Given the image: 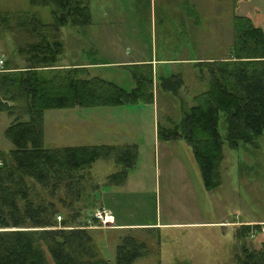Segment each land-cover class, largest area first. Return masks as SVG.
<instances>
[{
  "label": "rangeland",
  "instance_id": "rangeland-1",
  "mask_svg": "<svg viewBox=\"0 0 264 264\" xmlns=\"http://www.w3.org/2000/svg\"><path fill=\"white\" fill-rule=\"evenodd\" d=\"M86 1L90 14L89 24L66 25L55 32L48 28L52 25L49 8L31 7L28 0H0V11L9 14L27 10L34 12L38 21L47 25L43 30L44 38L59 40L62 45V53L58 56L56 65L89 64L92 76L111 81L126 91L133 84L127 69L121 66L150 59L163 60L168 66L159 63L160 66L152 68V106L125 104L44 111L43 147L136 146L138 167L145 175L138 176V182L143 184L142 189L133 188L129 193L148 191L143 197L132 196L136 206L126 198L129 202L114 210L116 224H152L155 221L214 223L222 220L236 223L226 228L203 225L156 231L90 227L88 235L98 256L109 264H114L115 247L124 237H132L144 245L142 256L132 264H235L233 258L240 253L242 247L249 250L260 249L264 244V222L249 223L247 231L237 223L244 218L264 220V136L256 138L253 143H240L234 150L223 145L228 151L223 156V162L221 151L217 179L227 180L226 191L229 195L228 201H222L218 210L212 203L206 207L207 197L198 195L199 190L193 187V198L188 189H179L180 196L176 194L169 199L164 197L165 192L173 190L170 186L167 189L164 186L162 156L166 150L171 151L170 156L178 164L187 166L189 174L192 173V162L197 170L198 167L183 140L156 141L154 136L157 124L162 129L171 128L180 118V111L192 106L193 97L207 89L208 67L204 64L197 66L195 63L215 62L228 57L234 16L246 17L264 35V0ZM81 16L84 17L85 14L78 16V22L81 21ZM38 39L31 38L21 28L16 29L13 23L10 24V29L2 28V64L7 62L9 68L24 65L22 54H26V51L22 49ZM19 49L21 53L18 55L16 53ZM171 74L181 80V86L173 94L160 93L156 87L160 84L157 76ZM10 121L11 118H7L5 113H0V150L3 151L10 148L3 137V131ZM220 134L223 136L222 131ZM230 158L233 171L226 174L223 165ZM114 167L111 158L98 159L89 169L77 173L82 178L83 191L73 203L71 211L63 209L59 203V200H64L65 203L71 201V197L62 188L49 196L47 191L30 180L25 178V182L30 189H34L38 201L43 199L44 202L51 201L54 204L59 213L55 221L60 222L75 211L78 212V221L90 220L92 213H89L98 210L99 204H90L88 194L98 183L97 179H104L112 174ZM176 173L179 174L180 171L177 170ZM154 185L156 199L152 190ZM175 188L177 191V187ZM221 193L224 195L225 189ZM168 200L171 205H168ZM197 201L201 205H194ZM44 256L46 263L52 264L46 252Z\"/></svg>",
  "mask_w": 264,
  "mask_h": 264
},
{
  "label": "trees",
  "instance_id": "trees-1",
  "mask_svg": "<svg viewBox=\"0 0 264 264\" xmlns=\"http://www.w3.org/2000/svg\"><path fill=\"white\" fill-rule=\"evenodd\" d=\"M86 2L28 0L31 7L49 8L52 25L48 28L54 32L66 25L89 24ZM80 14L85 16L78 22ZM11 23L39 39L22 49L26 51L22 54L24 65L9 68L4 62L0 68V113L11 118L3 131L10 148L0 150V264H47L44 252L52 264H109L98 256L88 235L90 227H99L92 214L90 220L78 221L75 211L55 221L59 213L54 204L38 201L25 178L49 196L62 188L71 201L59 203L68 211L83 191L77 173L89 169L96 160L111 158L117 170L106 177V183L121 184L126 170L134 165V145L45 149L42 115L47 110L152 105V68L150 64L121 66L127 69L133 84L126 91L92 76L91 66L56 65L62 45L59 40L44 38L47 25L40 23L34 12L0 11V30L10 29ZM232 34L226 59L195 63L208 67L207 89L193 97L192 106L180 111L171 128L162 129L157 124L155 131L160 141L185 142L206 191L214 190L219 183L217 170L224 144L234 150L240 143H252L264 136V35L242 16L232 18ZM20 53L19 49L16 54ZM157 81L160 93L173 94L181 86V80L173 74L157 76ZM240 227L248 230V226ZM143 250V243L124 237L115 247L114 264H132ZM233 261L264 264V244L256 250L242 247Z\"/></svg>",
  "mask_w": 264,
  "mask_h": 264
},
{
  "label": "crops",
  "instance_id": "crops-1",
  "mask_svg": "<svg viewBox=\"0 0 264 264\" xmlns=\"http://www.w3.org/2000/svg\"><path fill=\"white\" fill-rule=\"evenodd\" d=\"M28 11V10H27ZM227 58V57H226ZM222 59V58H221ZM190 61V60H188ZM185 62H187L185 60ZM132 64H150L151 68H155L157 66H160L159 63H162L163 66H168V64L165 63V61L163 60H146V61H134V62H130ZM82 64H74L73 66L75 67H86V68H90L89 64L83 65ZM170 64V63H169ZM73 66H68V65H63V66H59V67H73ZM152 106V105H151ZM155 128V127H154ZM156 131V130H155ZM155 140L158 141L156 134L154 136ZM253 143V142H252ZM125 146V145H124ZM187 146V145H186ZM135 147V162L134 165L126 170L125 173V177H124V181L119 184V185H108L106 183V178H99L97 179L98 183L96 184L95 187H92L90 191V193L88 194L89 196V201L90 204H99V209H104L107 212V217L109 218V222L108 224L111 223L110 226H108V228H112V229H120V230H171L173 229V227H186V226H210V228H218V227H229V226H234V224L236 223H230L228 221H215L214 223H200V221H189L186 223H181L180 221H168V222H164V223H158L157 221H155L154 223L150 224V223H118L116 224V220L117 217L116 215L113 213L115 209L120 208L122 206H124V204L126 202H129L128 200H125L126 198L131 200V203L136 206L137 203H134L135 201L132 199V196L134 195H139L141 197H143L144 194H146V192L148 191L145 190L144 193H129V190H132L133 188H138L139 190L142 189L143 184L138 182V176L139 175H145L143 170L138 167V163L139 161H137V156L138 154L136 153L137 149L136 146ZM188 148V146L186 147V149ZM9 149V148H8ZM175 151V150H174ZM187 151L189 153H191V150L188 148ZM222 160L221 162H223V156L224 154L228 151L226 148H224L222 146ZM171 151L166 150L165 154L162 156V171L164 174V186L165 189L169 188H173V190L169 193H164V197L169 199V197H173L176 194H178L179 196L180 191L181 190H189L190 192V196H192V198L194 197L193 192H192V187L196 190H199L198 195L202 196H206L207 197V202H206V207L208 204H213L215 205V209L218 210L220 204L222 201H228V193L226 191V185H227V180L225 179H220L217 187L214 190L211 191H206L203 188V185L201 183V178H200V173L199 170H197V168L195 167L194 164H190L192 167V173L189 174L187 172V166L184 164H178L176 162V160L174 159V157H171L170 154ZM188 154V153H187ZM192 154V153H191ZM190 154V155H191ZM189 156V155H188ZM169 157V160H168ZM227 157V156H226ZM221 164V163H220ZM115 165V164H114ZM179 165V166H177ZM232 159L230 158V161L225 162V164L223 165V171L227 173H231L233 171L232 168ZM220 167V166H219ZM115 171L117 170V167L115 166ZM177 170L180 171L179 174H177ZM114 171V172H115ZM170 171V172H169ZM113 172V173H114ZM112 173V174H113ZM147 173V171L145 172ZM110 175V174H109ZM108 175V176H109ZM151 177L152 174L150 173ZM155 179L153 178V181ZM175 187H177V191H175ZM225 189V194L223 195L221 193V191H223ZM152 190L155 193V199L157 198V193L155 192V185L154 188H152ZM203 190V192H202ZM158 192V191H157ZM230 197V196H229ZM201 205L198 201L194 203V205ZM168 205H171V201L168 200ZM96 211V210H94ZM94 211H91L90 213L93 214ZM89 213V214H90ZM251 222H264V220H254V219H248V218H244L241 222L237 223L240 226H249V223ZM93 228V227H92ZM147 231V232H148Z\"/></svg>",
  "mask_w": 264,
  "mask_h": 264
},
{
  "label": "built area",
  "instance_id": "built-area-1",
  "mask_svg": "<svg viewBox=\"0 0 264 264\" xmlns=\"http://www.w3.org/2000/svg\"><path fill=\"white\" fill-rule=\"evenodd\" d=\"M2 64V61L0 60V65ZM92 217L98 222L99 226L108 227L111 225L108 224L109 218L107 217V212L104 209H98L93 212ZM58 219V218H57Z\"/></svg>",
  "mask_w": 264,
  "mask_h": 264
}]
</instances>
